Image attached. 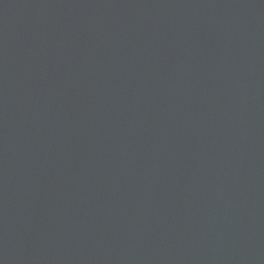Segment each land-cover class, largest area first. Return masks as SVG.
Returning <instances> with one entry per match:
<instances>
[{"label":"water","instance_id":"95a60500","mask_svg":"<svg viewBox=\"0 0 264 264\" xmlns=\"http://www.w3.org/2000/svg\"><path fill=\"white\" fill-rule=\"evenodd\" d=\"M0 264H264V0H0Z\"/></svg>","mask_w":264,"mask_h":264}]
</instances>
